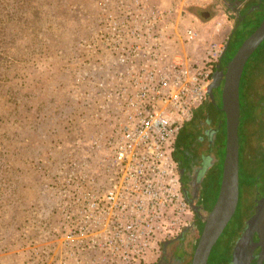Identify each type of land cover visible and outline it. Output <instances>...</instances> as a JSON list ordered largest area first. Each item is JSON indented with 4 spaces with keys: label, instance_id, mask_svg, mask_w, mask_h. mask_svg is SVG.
Wrapping results in <instances>:
<instances>
[{
    "label": "built area",
    "instance_id": "built-area-1",
    "mask_svg": "<svg viewBox=\"0 0 264 264\" xmlns=\"http://www.w3.org/2000/svg\"><path fill=\"white\" fill-rule=\"evenodd\" d=\"M210 1L94 0L56 51L77 130L35 160L54 215L37 264H156L189 225L174 151L228 42L226 15L190 9Z\"/></svg>",
    "mask_w": 264,
    "mask_h": 264
},
{
    "label": "trees",
    "instance_id": "trees-1",
    "mask_svg": "<svg viewBox=\"0 0 264 264\" xmlns=\"http://www.w3.org/2000/svg\"><path fill=\"white\" fill-rule=\"evenodd\" d=\"M2 1L3 0H0V3H2ZM6 3L8 4L3 5L5 9L2 10L4 15L6 13L14 22H25L29 25L28 38H26L28 41H26L25 47L29 51L25 56V60H23L27 65L34 59L36 53L45 51L46 45L43 44L41 38V29L56 36L55 38L51 37L54 46H58L57 48H65L74 45V38L73 36L71 38L70 36H60V34H68L71 33L72 30L75 32L85 25L84 20L80 21L76 18L71 19V17L69 18L68 16L65 17L62 15L59 21L52 22L46 28H42V26L38 25L43 23V20L39 21L41 19L40 16L36 17L38 13H40L38 9V6H40L39 0H7ZM190 9L194 15L198 14L200 16V13H203L195 6H191ZM219 11V15H226L225 10L222 9ZM4 25V16H0V32L4 30ZM13 36H15V32ZM0 42L3 43L2 38H0ZM16 49V47H10L8 50L10 53L6 54L4 52V55L17 56L15 54ZM228 61H226V63H228ZM14 66L17 74L20 75L24 70L23 65L19 63ZM11 67L12 64L0 61V92H5L9 98V102L16 108V111L9 113V116L1 114L0 120L5 117L7 118L4 120L11 119L13 113L18 115L26 114V116H24L26 119L30 111L34 109L35 112L33 111V116L29 117V120H25L28 126V128H26V134L34 139L43 138L41 145L34 149L36 155H43L50 142L66 140L65 136L70 138L71 134L74 135L76 133L77 126L69 122V117L78 110L62 92L63 86H68L70 77L68 78V75L67 77L63 76L58 83L62 93L56 92V95H51L50 93L54 92L53 89L46 92V90L43 91V87H39V92L41 94L36 90L21 94L19 86L17 84L14 85L12 83V77H10L11 75L9 76V69H11ZM218 95L216 102H213V99L208 95L205 103L201 106L205 107V109H201L200 115L198 112L199 109L195 111L193 119L189 122L193 124V130L196 128L197 132H199L198 136L197 132H195L196 130H194L196 134L193 135L191 143L194 141L201 142L199 152L202 158H205L206 164L203 167L206 169L205 175L207 174L209 176L208 184H215V197H217L220 189L226 153V116L221 109L222 92L219 91ZM240 101V152L243 145L247 154V161L249 160L248 163H250V158L253 156L251 153L255 152L254 155L258 156L260 153L259 150L263 148L261 142L264 140V41L249 57L245 65L240 84ZM184 129L185 127L182 131ZM1 139L0 136V141ZM20 173L21 170L17 168L12 158L11 151H5L0 148V197H4L6 200L9 198L8 200L14 203L20 200V197H15L13 194V191L18 190L17 192H19L22 188L21 176H19ZM18 195H20V193H18ZM22 199L24 200V198ZM27 214L24 221L20 224V227L21 230H23L24 225H29L30 229L27 233L29 239L36 241V239H41L43 236L45 238L54 237L51 228L48 226V221L53 220L54 215L45 197L42 196L41 200L28 204ZM20 237L23 239L22 234ZM195 246L196 243H194V249ZM29 263L30 262H28V264ZM0 264L7 263L0 260ZM17 264L20 263L18 262ZM23 264H27V262Z\"/></svg>",
    "mask_w": 264,
    "mask_h": 264
},
{
    "label": "rangeland",
    "instance_id": "rangeland-1",
    "mask_svg": "<svg viewBox=\"0 0 264 264\" xmlns=\"http://www.w3.org/2000/svg\"><path fill=\"white\" fill-rule=\"evenodd\" d=\"M6 1L7 0H3L2 3H0V16H4L5 20L4 30L0 32V38H2L3 41V43L0 42V61L12 64L11 69H9V76L11 75L10 77H12V83L19 86L21 94H26L34 90L39 92V87H43V91L46 90V92L53 89L54 92L50 93L51 95H56V92L62 93L61 87L58 85V83L63 76L67 77V75L61 72L59 63L56 60L55 54L59 48H57L58 46H54L53 42L51 41V37L55 38L56 36L49 34L48 31H44L43 29H41V38L43 40V44L46 45L45 51L36 53L34 59L31 60L28 65L24 63L23 60H25V56L29 51L25 48L26 41H28L26 38H28L27 36L29 33V25L25 22H14L10 16L6 15V13L5 15L3 14L2 10L5 9L3 5L8 4L6 3ZM39 2L40 6H38V9L40 13H38L36 17L40 16L41 19L39 21L43 20V23H40L38 26L46 28L50 23L59 21L62 15L65 17L68 16L69 18L71 17V19L76 18L80 21L85 20V16H87V14L89 13L94 0H39ZM204 8H206L205 10L208 14H204V16L203 13H200V16L198 14L194 15L197 23L211 22L217 15H219V10H222L215 1L205 5ZM254 28L255 26H248L246 28H243V26H241L233 30V34L231 36V40L226 52L229 61L234 57L243 41L257 27L255 29ZM230 31L231 27H228L227 25V28L225 30L227 37H229ZM14 32L15 36H13ZM73 35V30L68 34H60V36H70V38ZM10 47L17 48L15 50V54L17 56L4 55L5 53H10V51H8ZM19 63L23 65L24 68L20 75L17 74L14 66ZM39 94L41 93L39 92ZM201 109L203 110L205 109V107L198 106L195 111L198 110L200 115ZM13 111L15 112L16 108H14L12 103L9 102V98L7 97L5 92L1 91L0 115L3 114L9 116V113ZM33 111L35 112V110L33 109L30 111L29 115H27L28 118L33 116ZM24 116H26V114L18 115L13 113L11 119L4 120L7 118L5 117L4 119L0 120V136L2 138L0 141V148L5 151H11L12 158L17 168L21 170L19 176H21L22 187L19 192H17L18 190L13 191L15 197H20V200L16 201V203L10 202L8 200L9 198L6 200L4 197H0V260L7 264H17L18 262L20 264H23L24 262H27V264L28 262H30L29 264H37V261L41 256V252L39 248H27L29 247L28 245L33 246L37 244L39 246V244L54 240V237L45 238L43 236L41 239L32 241L27 237V233L30 229L29 225H24L23 230H21L20 227V224L24 221L26 215H28V204L41 200L42 196L46 198L44 189L41 186L39 167L36 166L35 162L36 158H40L41 156L34 153L35 147H39L41 145L40 143L42 142L40 141V138L34 139L30 136H27L26 128H28V126L25 123V120L29 119H25ZM194 130H196L195 132H197L196 128ZM194 130L192 123H188L185 126V129L181 134V144L190 146L191 139L193 135L196 134ZM197 135L199 136V132H197ZM261 144L264 147V140L261 142ZM17 147L19 148V150ZM259 151L260 153L258 156L254 155L250 158L251 161L249 165L247 161L246 151L244 150L242 145L240 183L243 184L246 180L249 179V172L246 171L247 166H255V173L251 180H253L257 175H259L261 178L264 177V148H261V150ZM261 178H258L259 182H261ZM208 182L209 176L206 174L204 183L208 184ZM18 193H20V195H18ZM213 195L211 203L212 208L218 197V195L217 197H215V193ZM22 198H24V200ZM188 216L189 220H191V213H189ZM53 221L54 220L48 221L49 227L50 223ZM237 226L238 219L237 217H235L234 219H232L228 226L230 233H224V238H228L231 233L237 228ZM203 229L204 225H201L198 230V235L202 233ZM21 234L23 235V239L20 237ZM222 238L223 237H221L220 241L222 240ZM168 248L171 249V246H169ZM223 249L224 248H216V251L217 253H219V251H222Z\"/></svg>",
    "mask_w": 264,
    "mask_h": 264
},
{
    "label": "flooded vegetation",
    "instance_id": "flooded-vegetation-1",
    "mask_svg": "<svg viewBox=\"0 0 264 264\" xmlns=\"http://www.w3.org/2000/svg\"><path fill=\"white\" fill-rule=\"evenodd\" d=\"M214 1L221 9L225 10L227 25L231 27L228 46L235 28L241 26L243 28L255 26L256 28L264 20V0H212V2ZM228 46L220 64L224 70L227 65L226 61H228L226 55ZM223 85L224 78L221 80V84L213 89L216 99H218L219 91L222 92ZM200 143V141H194L190 143V146H186L181 144V136L177 140L174 154L180 163L181 179L184 193L190 205L191 220L189 225L174 238L164 242L161 258L156 264H189V262L191 264L195 251L194 243L197 246L201 235H198V230L201 225H205L206 218L212 209V195L215 193L216 187L215 184L204 183L206 169L203 166L206 162L199 152ZM254 153L251 154L254 156ZM241 154L240 152V172ZM248 164L250 165V163ZM254 169V165L253 167L247 166L246 171L249 172V179L243 184L239 183V201L236 211L212 247L207 264H235L236 257L245 253L251 255L249 264H258L261 254L264 257V239L261 238L263 225L254 227L252 231L249 228L250 220L256 214L259 202L264 198V177L261 178L257 175L251 180L255 173ZM258 178H261V182L258 181ZM235 217L238 219L237 228L228 238H224V233H230L228 226ZM221 237L223 238L220 241ZM169 246L171 249L168 248ZM216 248L224 249L217 253ZM261 264H264V259Z\"/></svg>",
    "mask_w": 264,
    "mask_h": 264
},
{
    "label": "water",
    "instance_id": "water-1",
    "mask_svg": "<svg viewBox=\"0 0 264 264\" xmlns=\"http://www.w3.org/2000/svg\"><path fill=\"white\" fill-rule=\"evenodd\" d=\"M264 41V20L243 41L234 57L227 63L225 70L218 67L213 81L208 87V94L216 102L213 89L221 84L222 106L226 116V153L223 163L221 186L217 200L206 218L204 229L195 248L191 264H207L217 239L236 211L239 201L240 183V134L239 125L241 118L240 84L245 65L249 57ZM228 42L226 44V48ZM263 225L261 238L264 239V198L258 204V210L250 220L249 228ZM167 242L165 243V246ZM264 249V248H263ZM264 257L261 254L258 264ZM251 255L248 253L238 255L235 264H249Z\"/></svg>",
    "mask_w": 264,
    "mask_h": 264
},
{
    "label": "crops",
    "instance_id": "crops-1",
    "mask_svg": "<svg viewBox=\"0 0 264 264\" xmlns=\"http://www.w3.org/2000/svg\"><path fill=\"white\" fill-rule=\"evenodd\" d=\"M210 3H212V0L210 1ZM208 4H209V3H208ZM197 8H198V7H197ZM200 9H201V8H198L199 11H201ZM205 9H206V8L203 7L204 12H203V11H202V12H203L204 14H208V13L206 12ZM206 16H208V15H206ZM179 135L181 136V132H180Z\"/></svg>",
    "mask_w": 264,
    "mask_h": 264
}]
</instances>
